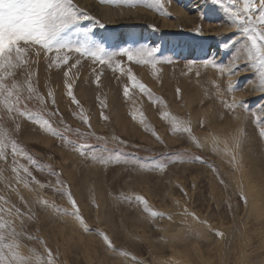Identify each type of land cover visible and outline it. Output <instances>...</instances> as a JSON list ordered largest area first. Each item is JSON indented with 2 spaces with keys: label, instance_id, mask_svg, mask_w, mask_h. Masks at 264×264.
<instances>
[{
  "label": "rangeland",
  "instance_id": "obj_1",
  "mask_svg": "<svg viewBox=\"0 0 264 264\" xmlns=\"http://www.w3.org/2000/svg\"><path fill=\"white\" fill-rule=\"evenodd\" d=\"M92 1L169 23L181 11L194 23L166 31L120 12L114 19L122 23L112 25L73 1L90 17L79 27L103 47L104 61L70 52L67 64L51 63L54 52L29 54L23 71L35 92L31 100L22 93L25 115L0 104L4 139L23 149L14 158L8 143L0 157V233L14 228L18 237L6 242L15 240L32 264H239L243 249L246 264H264V81L224 10L228 0H201L194 13L193 0H162V10L153 0ZM121 49L154 52L139 63L108 59ZM190 237L203 261L191 255ZM2 256L9 264L12 251Z\"/></svg>",
  "mask_w": 264,
  "mask_h": 264
},
{
  "label": "snow or ice",
  "instance_id": "obj_2",
  "mask_svg": "<svg viewBox=\"0 0 264 264\" xmlns=\"http://www.w3.org/2000/svg\"><path fill=\"white\" fill-rule=\"evenodd\" d=\"M217 2L222 3V0H217ZM235 3L236 0H228V4L224 5V10L231 17L233 25L242 32L246 40L244 50H246L249 58L258 61L259 74L261 80L264 81V0H243L242 8H236ZM153 4L161 10L163 9L162 0H153ZM84 19H90V17L83 13L73 3V0H0V104L3 105L8 114L24 116L25 112L19 108L22 93L27 91L26 99L31 100L35 92L30 80L31 72L23 71L29 63L30 53L39 56L41 51L45 54L54 52L55 60L50 61L51 63L59 61L67 64L69 58L67 53L70 52H76L81 56L90 55L100 59L101 62L104 61L103 55L98 56V54L104 53L103 47L92 41L88 29L79 27L80 22ZM73 36L80 37V39L73 40ZM62 52L65 53L64 56L60 55ZM153 52L154 50L146 49H121L120 53H112L108 59L110 60L111 56L114 55H125L129 61L136 59L139 63L145 56L151 57ZM76 63L78 64L79 60ZM214 66L220 67L219 65ZM18 74L23 75L22 81L16 79ZM137 86L142 92L148 91L144 84ZM68 88V94L71 95V86L68 85ZM229 89L232 90L231 84ZM177 91L179 92V90ZM124 95H128L127 88L124 90ZM73 100L77 102L74 97ZM2 119L3 117H0V120ZM29 119H33V117L29 116ZM85 123H87L86 120ZM40 126L46 127V130L53 135L57 134L47 120H44ZM183 130L189 133L191 131L188 127ZM6 135L3 127L0 126V157L5 155V148L8 143H11V153L14 158L21 155L23 149L19 148L14 140L4 139ZM234 143L236 147H239L238 138L235 139ZM27 159L31 160L32 158L27 156ZM102 162L106 161L102 160ZM20 167L23 168L25 174L32 175L27 167L23 165ZM13 171L18 172L17 169H13ZM137 199L142 200L143 198L138 197ZM69 200L73 208L77 209L70 194ZM17 214H19V210H17ZM71 214L75 216L77 221L81 220L78 209ZM153 214L158 215V213ZM3 228L5 225L0 224V229ZM217 234L223 235L222 233ZM18 235L14 228L7 233V236L0 233V260L3 259V250L7 248L12 251L9 264H32L31 257H25L19 253L20 246L15 243V240L12 243L6 242V239L15 238ZM101 235H103L105 243L111 247V241L107 235ZM30 251L34 254V250ZM37 259L38 264H52L51 258L46 262L40 258Z\"/></svg>",
  "mask_w": 264,
  "mask_h": 264
},
{
  "label": "bare ground",
  "instance_id": "obj_3",
  "mask_svg": "<svg viewBox=\"0 0 264 264\" xmlns=\"http://www.w3.org/2000/svg\"><path fill=\"white\" fill-rule=\"evenodd\" d=\"M74 1V0H73ZM78 4L82 5L83 7L87 8L90 11L95 12L97 15L101 16L102 18H105L106 20H109V22L112 25H120L122 23V21H118L114 19V14L117 13H124L123 16L126 18L125 20H129L128 22H141V21H148V22H153L157 25H159L161 27L162 30H166V31H177L180 26H192L194 23V16L193 15H189V14H185L181 11H177L178 12V16L180 21L177 23H169L166 21L165 18L161 17L160 18H156V16H154V14H147L145 12H141V11H137V10H122V11H117L116 9H111V8H107V7H101L98 6L97 4H95L92 0H75ZM201 0H193V3L191 5H189L188 7V12L190 13H194L193 11L199 6L200 8V2ZM173 2L176 3V0H173ZM201 5H204L201 4ZM202 8V7H201ZM200 8V9H201ZM183 28V27H182ZM165 31V32H166ZM213 35V33L211 34ZM116 38H114L115 40ZM116 42L119 41V39L115 40ZM234 185H236L235 182H233ZM258 211H256V215L260 216L262 215V208H260L259 206H257ZM198 227L199 226H195ZM196 229V228H195ZM200 234H204L206 233V228H199ZM262 230V229H261ZM179 238V237H178ZM187 239V245L188 247L191 249V255L195 256L197 260L199 261H203L201 256L203 255L201 251H199V247L196 245V240L194 238H186ZM244 241L246 242V244L244 245V248L246 247V245L249 243L247 240V236L244 237ZM264 240H261V243H263ZM245 253V250H240L239 251V256L241 255V259L239 261V264H246V259H242V254ZM247 258V256L245 257Z\"/></svg>",
  "mask_w": 264,
  "mask_h": 264
}]
</instances>
